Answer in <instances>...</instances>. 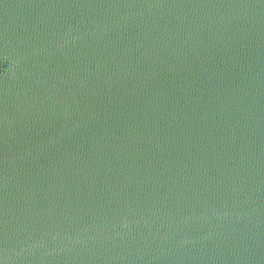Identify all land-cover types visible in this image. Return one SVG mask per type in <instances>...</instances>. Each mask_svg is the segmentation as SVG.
I'll return each instance as SVG.
<instances>
[{
    "label": "water",
    "instance_id": "1",
    "mask_svg": "<svg viewBox=\"0 0 264 264\" xmlns=\"http://www.w3.org/2000/svg\"><path fill=\"white\" fill-rule=\"evenodd\" d=\"M0 264H264V0H0Z\"/></svg>",
    "mask_w": 264,
    "mask_h": 264
}]
</instances>
